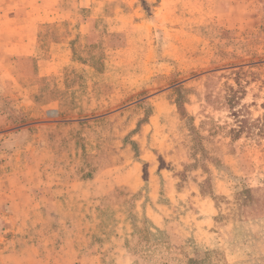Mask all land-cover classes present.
<instances>
[{
  "label": "rangeland",
  "instance_id": "374dc122",
  "mask_svg": "<svg viewBox=\"0 0 264 264\" xmlns=\"http://www.w3.org/2000/svg\"><path fill=\"white\" fill-rule=\"evenodd\" d=\"M36 22L0 67L62 69L0 82V264H264V0H0V53Z\"/></svg>",
  "mask_w": 264,
  "mask_h": 264
},
{
  "label": "crops",
  "instance_id": "0c3cea01",
  "mask_svg": "<svg viewBox=\"0 0 264 264\" xmlns=\"http://www.w3.org/2000/svg\"><path fill=\"white\" fill-rule=\"evenodd\" d=\"M30 27L33 28L32 31V35H34V41L33 43H27L26 42V33L27 32H21V30H23L24 28H26V25H22L19 24L17 26L16 29H13V32L8 31L7 30V35H9L10 39L14 40L15 43L10 45V41L5 40V45L3 46V51L2 53H0V56H4L3 58L6 59L8 56H16V57H22V56H30V55H36L34 53V51L37 49V44H36V39H37V32H38V23L36 22V24L33 27V24L30 25ZM29 28V27H28ZM7 39V37L5 38ZM13 42V41H12ZM68 44L65 42H62L60 44H56V48L58 50L61 51V46H64L63 50L66 48L65 46H67ZM51 47H53L54 45L50 44ZM15 49V52L13 51ZM6 56V57H5ZM60 53L58 52V54L52 53L51 55L45 54L43 56H35V64H36V69L34 71H32V73H30V80L26 79L27 77L22 76L24 73H22V71L18 70L19 72H12V70L7 69L6 67L2 66L0 67V82L3 86H15V89H28L30 88H34V90H39L40 87H42V84H44L47 79L56 74L59 75L61 73V65L59 66L60 63ZM91 70V71H88ZM86 69V73H91L92 69ZM63 74V73H62ZM22 81H26L25 83H22ZM30 83L34 84L32 86H30ZM152 123V119L150 118V120L148 121V124L150 125V123ZM155 132V131H154ZM153 132V133H154ZM45 143V142H44ZM48 151L47 148H44V151ZM135 165V164H133ZM104 171H101L96 177L94 178H88L87 183H95L98 181L99 177L103 174ZM46 176H44V180H42V184H46L47 179H45ZM122 179L124 180L125 177L124 175L122 176ZM41 180V179H40ZM154 181V180H153ZM153 181L150 183L149 186L152 187L151 192L148 194V198H149V204L147 207H145L143 209V211H145L146 216H148L151 220H153V224L156 227L159 228H165V222H166V215H160L158 210L161 209H166L168 206L173 207L175 204V201L178 199H181L183 201V198H187V197H183V194L175 192V193H171V187L169 183V186L167 184H165V186L167 188L168 192H165L163 194H159V193H155V188L154 186H152ZM127 184L132 191H136L137 189L140 188L139 185V180L138 178L134 175L132 176L130 179H128L127 182H123V184ZM103 183L100 184V187L102 186ZM119 184V183H118ZM103 191H100V194H105L108 193L109 191V187L102 189ZM161 197L163 198V200L161 199ZM197 198H200L202 202H206V198L202 197V195L199 194V196H197ZM49 202V201H46ZM171 203V204H170ZM42 206L45 207V203L42 202ZM44 209V208H43ZM42 212L46 211V210H41ZM203 210L199 211V216H201L200 214H202ZM78 212L75 210L73 213L70 211V214H68V218H72L74 219L75 217H77ZM198 216V219H196L197 224H201L203 226V224L206 222V220H208L207 217L203 216V218H200ZM135 223L134 218H133V224ZM120 224H118L116 231H115V235L117 234V246L116 248H114L115 250H117L118 252H121V257H123V255L125 254L124 248L122 249L121 245L124 243V237L119 240L120 236H125L124 231H121V228L119 227ZM88 229L84 230V233L87 232ZM80 231H82L80 229ZM80 239H78L79 241ZM71 246V245H70ZM73 250H77L79 248H81V245H78L77 242L72 244L71 247ZM44 249V248H43ZM70 249V248H68ZM122 249V250H121ZM44 250H53V248H45ZM55 250V249H54ZM88 258V257H87Z\"/></svg>",
  "mask_w": 264,
  "mask_h": 264
},
{
  "label": "trees",
  "instance_id": "16d2710c",
  "mask_svg": "<svg viewBox=\"0 0 264 264\" xmlns=\"http://www.w3.org/2000/svg\"><path fill=\"white\" fill-rule=\"evenodd\" d=\"M228 100H229V98H228ZM181 107L178 105V111L180 110V113H181V109H180ZM215 126H218V125H215ZM237 136V134H235V136H234V138Z\"/></svg>",
  "mask_w": 264,
  "mask_h": 264
}]
</instances>
